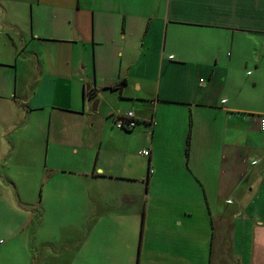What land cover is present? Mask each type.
<instances>
[{
    "label": "crops",
    "instance_id": "obj_1",
    "mask_svg": "<svg viewBox=\"0 0 264 264\" xmlns=\"http://www.w3.org/2000/svg\"><path fill=\"white\" fill-rule=\"evenodd\" d=\"M88 91L114 121L133 111L144 124L139 154L150 152L146 177L145 166L120 176L96 170L108 126L100 122L98 136L86 140L76 134L96 121L97 99L85 98ZM260 116L264 0H0V180H11L16 162L27 158L36 167L60 145L87 157L88 149L97 150L94 170L84 175L138 183L146 200L160 184L204 192L207 203V192H247L241 206L250 248L241 261L264 264V226L257 225L264 223ZM0 188L3 201L20 191L2 181ZM230 226L226 221L223 234ZM215 232L213 222L209 264Z\"/></svg>",
    "mask_w": 264,
    "mask_h": 264
},
{
    "label": "rangeland",
    "instance_id": "obj_2",
    "mask_svg": "<svg viewBox=\"0 0 264 264\" xmlns=\"http://www.w3.org/2000/svg\"><path fill=\"white\" fill-rule=\"evenodd\" d=\"M90 107L87 103L86 110ZM91 117L96 121L87 130L76 127V134L85 140L98 136L100 122L107 123L96 170L101 167L108 175L120 176L127 167L141 170L145 166L146 177L148 158L139 154L146 144L144 124L128 134L103 108ZM34 127L30 126L27 137L33 135ZM51 148L49 160L44 155L36 167L27 158L20 160L18 166L13 165L16 170L11 180H0L20 190L14 200L3 201L0 188V264H82L81 253L84 264H209L213 222V264L236 260L244 264L241 259L250 248V235L247 230L244 237L243 219L248 211L241 202L247 192L235 195L229 191L221 196L207 192V203L204 192L172 190L160 184L146 200V187L138 183L84 175L94 170L97 150L88 149L87 157L83 149ZM37 184L44 189L42 200L41 189L34 191ZM153 194L156 197L151 201ZM255 201L253 211L260 202ZM226 221L231 226L224 235Z\"/></svg>",
    "mask_w": 264,
    "mask_h": 264
},
{
    "label": "built area",
    "instance_id": "obj_3",
    "mask_svg": "<svg viewBox=\"0 0 264 264\" xmlns=\"http://www.w3.org/2000/svg\"><path fill=\"white\" fill-rule=\"evenodd\" d=\"M256 120L259 124V130L264 133V116L257 117ZM115 123L119 129L125 131H132L138 126V120L136 119L133 111L117 114L115 117ZM142 155L149 158L150 152L148 150H144L142 151ZM255 163H257V161ZM149 171L152 173L153 169L150 168Z\"/></svg>",
    "mask_w": 264,
    "mask_h": 264
},
{
    "label": "trees",
    "instance_id": "obj_4",
    "mask_svg": "<svg viewBox=\"0 0 264 264\" xmlns=\"http://www.w3.org/2000/svg\"><path fill=\"white\" fill-rule=\"evenodd\" d=\"M85 98H88L90 100H95L96 98V94L93 91H88L86 92ZM138 125H140V122L138 121ZM129 132V131H128Z\"/></svg>",
    "mask_w": 264,
    "mask_h": 264
},
{
    "label": "water",
    "instance_id": "obj_5",
    "mask_svg": "<svg viewBox=\"0 0 264 264\" xmlns=\"http://www.w3.org/2000/svg\"><path fill=\"white\" fill-rule=\"evenodd\" d=\"M99 99H97L94 103V106H93V109L96 111L97 110V106H98V103H99Z\"/></svg>",
    "mask_w": 264,
    "mask_h": 264
}]
</instances>
